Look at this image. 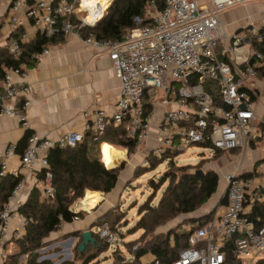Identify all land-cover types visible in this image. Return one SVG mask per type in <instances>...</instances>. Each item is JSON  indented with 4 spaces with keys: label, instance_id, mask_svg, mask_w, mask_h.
<instances>
[{
    "label": "built area",
    "instance_id": "obj_1",
    "mask_svg": "<svg viewBox=\"0 0 264 264\" xmlns=\"http://www.w3.org/2000/svg\"><path fill=\"white\" fill-rule=\"evenodd\" d=\"M249 1L163 0V7L158 8L151 0L146 10L148 21L127 31L121 39H100L93 33L83 36L86 46L107 52L120 81L113 113L107 115L96 109L85 123L86 130L93 133V139L98 140L110 124H125L127 136L135 138L138 146L148 136L152 107L159 91L158 101L165 108L148 153L151 156L181 153L192 145L218 150L245 148L260 134L255 123L253 93L245 84L256 77L257 61L262 59V54L253 48L252 40L261 41L263 36L256 27L250 28L249 37L227 34L220 14L229 7ZM1 3H6L11 28L29 21L36 32L52 37L58 33L67 36L74 29L77 32L80 28L95 26L105 14L110 0L106 7L100 3L90 6L84 0H0ZM137 22L141 19L137 18ZM27 37L23 32L20 40ZM6 47L14 58H18V40H9ZM43 52L48 50L45 48ZM21 68L22 65L8 68L1 79L0 115L23 121L22 112L31 104V88L29 84L13 79L14 74L24 75ZM147 104L151 105L149 111ZM84 116H88L87 111ZM83 136L82 132L72 131L54 141L31 134L20 155L21 164L32 179L31 187L40 189L44 197L53 196L48 150L56 145L75 146ZM14 153V144L4 150L6 157ZM141 166H150L147 158ZM43 170L44 176L39 177ZM8 174L14 173L0 155V178ZM225 181L223 212L202 230L194 231L196 236L192 245L181 250L172 264H255L264 258V224H256L245 210L247 189L253 180L238 172H229ZM27 185L22 176L0 212V264L7 260L6 242L13 235L19 237L20 230L25 228L26 219L18 209L26 200L21 195ZM262 192L259 199L264 201V186ZM13 217L19 218V226L11 228ZM116 235L107 222L99 226L97 236L103 241L110 243ZM229 239L231 243L226 248ZM136 248L137 245L132 247L133 250ZM226 251L230 252L229 260Z\"/></svg>",
    "mask_w": 264,
    "mask_h": 264
},
{
    "label": "trees",
    "instance_id": "obj_2",
    "mask_svg": "<svg viewBox=\"0 0 264 264\" xmlns=\"http://www.w3.org/2000/svg\"><path fill=\"white\" fill-rule=\"evenodd\" d=\"M151 0H111L106 8L105 14L93 27L80 28L79 32L87 36L95 34L100 39L110 41L121 39L130 29L145 24L146 10ZM158 8L164 5L163 0H154ZM137 18L141 22H137ZM77 25V23L75 24ZM22 31L13 33L12 38L20 43V54L18 58H14L6 48L0 47V83L1 79L8 68H16L19 65L30 68L36 61L42 50L51 43L59 42L63 39V35L58 33L52 37H46L44 34L37 32L35 36L28 41H21ZM260 34L263 36L261 41L252 40V46L255 50L262 54V59L258 60L257 75L262 76L264 73V26L259 28ZM254 60V57L251 61ZM251 93V92H250ZM252 99L255 95L251 94ZM215 101L219 99L214 96ZM147 110L151 109V105H146ZM262 130L264 122L261 123ZM32 134L26 131L24 135L17 141L15 152L22 154L28 144V138ZM107 143L114 147L125 148L128 154H131L136 148V139L127 136V128L125 124L119 126L108 125L98 140L93 139V133L87 131L84 133L83 139L76 143L75 146H54L48 150L47 161L49 170L52 173V186L55 193L53 196L44 197L38 188H32L23 205L18 212L26 219L25 233L16 241L19 251L12 254L11 261L7 260L4 264H20L18 262V254L29 253L25 264H52L48 260H38V254L35 249L40 247L43 240L51 233L57 231L63 223H71L75 217L82 218L84 211H72L71 205L85 195L86 190L101 191L103 193L111 192L117 183L118 175L123 165L119 167L108 168L102 161L100 145ZM213 156L217 155L221 150L213 149ZM179 152H166L161 157H155L148 154L146 156L150 163L149 167H137L134 177L144 173L146 170L155 168L164 158H170L168 168L163 172L161 177L155 182L150 179V186L155 190L167 182L162 190L157 202H152L154 194L149 195L147 199L139 205L137 212L139 215L135 226L131 231L141 230L140 236L125 243L129 247L131 260H127L124 256L120 264H140V257L146 253L154 256V263L172 264L178 258L181 250L191 246L190 238L194 231L201 230L211 220L213 211L202 215L198 218L189 219L194 224L189 231L178 230L174 227L166 232H159L158 228L164 226L174 218L194 212L206 203L216 191L218 185V175L215 171L208 169L199 174L198 166L181 165L177 166L173 162V158ZM106 162L109 157L104 156ZM199 163V162H198ZM194 169L192 171L191 169ZM41 171L39 177L44 176ZM21 175L8 174L0 178V212L3 210L8 201L14 187L19 183ZM225 202V199L223 200ZM126 213L119 207L109 209L103 215L99 216L100 226L107 222L109 228L121 235L119 229ZM248 217L256 224H264V201L258 199L254 202ZM95 238L94 244H88L83 251L78 249L76 245V255L82 260L83 264H88L96 257L107 250L108 243H100L97 233H93ZM81 241V235H80ZM102 242V241H101ZM231 240L226 241V248L229 247ZM137 244L135 250L132 247ZM96 247L95 252L85 254L88 247ZM225 248V250H226ZM228 250V249H227ZM119 254V250L113 251ZM227 259L230 258V252L226 251ZM62 264H70L64 262ZM197 264V263H192ZM255 264H264V258L257 260Z\"/></svg>",
    "mask_w": 264,
    "mask_h": 264
},
{
    "label": "crops",
    "instance_id": "obj_3",
    "mask_svg": "<svg viewBox=\"0 0 264 264\" xmlns=\"http://www.w3.org/2000/svg\"><path fill=\"white\" fill-rule=\"evenodd\" d=\"M220 20L227 34L239 33L249 37L251 27L259 29L264 26V0H250L246 4L229 7L221 12ZM22 30L28 35L23 41L31 40L37 33L29 21H24L20 27L11 28L7 21L6 3H1L0 47L7 49V42L14 39L11 35ZM83 36L79 30L63 36L61 41L51 43L45 47L48 52L44 53L42 50L32 67H23L24 75H13L16 82L29 84L31 104L22 112L23 121L20 118L0 115V155H3L6 159L11 173L26 178L28 185L22 190V199L28 197L32 189V179H30L26 169L21 164L20 154L15 152L9 157L4 155L7 146L16 145L26 131H31L39 139L54 141L68 132L85 133L87 132L85 123L92 118L96 109L103 110L107 115H111L114 111L120 81L115 76L107 52L86 46L82 41ZM245 87L255 95L253 108L256 115L255 123L260 134L250 140L245 148L221 150L214 157L211 156L212 163L205 170L211 169L217 173L219 189L216 188L218 191L214 198L212 197L206 212L199 214L197 209L194 212L180 215L158 228L159 232H166L174 227H177L178 230L189 231L194 225L189 219L201 217L210 211H213L211 220L220 215L225 206V202L222 201L226 190L225 175L229 172H238L253 180L252 186L247 189L246 211L250 212L257 199L261 201L259 196L263 194L262 186H264V129L262 130L261 126V123L264 122V73L262 76H258L256 73V77L248 80ZM159 97L160 95L156 97V103L152 107L148 136L136 146L131 154H128L125 148L114 147L105 142L101 143V157L106 167L113 168L123 165L120 172L123 174L126 171L129 179L134 178V170L142 164L141 161L145 160L154 144L156 126L165 108L158 101ZM85 111L88 112L87 117L84 116ZM103 150L105 153H103ZM105 155L109 157V162L105 161ZM120 172L116 186L111 192L105 194L101 191H85L84 199L89 193L95 198L93 207L82 209L77 204L71 206L72 211L78 212L81 210L85 212V215L71 223H63L60 226L62 233L80 231L81 234L84 230L93 232V228L98 226L96 224L97 217L103 215L109 209L120 208L121 192L125 185L131 182L127 183L129 180L127 179L125 184L124 182L120 183ZM186 221L188 224L184 227ZM17 224L19 226V218L13 217L11 228L16 227ZM135 232L133 231L131 234ZM72 238L76 239V237ZM123 239L124 237L120 236V240L124 244L127 243ZM72 242L73 239H70L65 243L66 253H68ZM125 258L131 260V256L129 258L125 256ZM139 261L140 264H157L154 263V256L151 253L144 254Z\"/></svg>",
    "mask_w": 264,
    "mask_h": 264
},
{
    "label": "rangeland",
    "instance_id": "obj_4",
    "mask_svg": "<svg viewBox=\"0 0 264 264\" xmlns=\"http://www.w3.org/2000/svg\"><path fill=\"white\" fill-rule=\"evenodd\" d=\"M159 94V91L156 93ZM155 94V95H156ZM103 153L105 151L103 150ZM214 151L213 149L202 146V145H192L185 151L179 153L176 155L172 160L175 165L181 166V165H191L198 166L200 169L205 170L209 167V164L212 163L211 156L213 155ZM214 160V159H213ZM144 161V160H143ZM141 161V163L143 162ZM171 161L170 158H164L162 162H160L155 168L146 170L144 173L138 175L137 177H134L133 179H129L126 171L122 174L120 172V183L124 182L125 180L129 179L127 183H130L125 185L124 189L121 192L120 195V208L123 212L126 213L125 218L122 220V223L120 224L121 227L119 229V232L121 235H116L112 242L108 243V248L106 251L100 253L96 259L92 260L88 264H112L115 256L118 254H114L113 251L116 249L119 250V253L123 256L125 255L127 258L130 257L129 253V247L127 244L125 245L121 240L120 236L124 237V241L128 242L129 240L137 238L141 230H135L136 232L134 234H131V229L135 226L136 221L139 218L137 209L140 204H142L149 195L154 194L153 203H156L159 196L162 193V190L165 188L167 182L163 183L160 188L155 190L150 186V179H153L155 182L158 181V179L161 177L163 172L168 168L169 162ZM199 162V163H198ZM219 163L218 161H216ZM141 168H146L141 165L137 166ZM136 167V168H137ZM136 170V169H135ZM134 170V172H135ZM194 171V169H191ZM133 172V175H134ZM128 176V177H127ZM126 177V178H125ZM131 177V176H130ZM123 185V184H121ZM120 185V186H121ZM219 189V185L217 186ZM218 189L214 192L212 197L216 195ZM212 197L209 199L208 202L204 203L198 210L197 213L203 214L208 210L209 204L212 201ZM84 198L76 200L71 206L78 205L81 200ZM81 211V210H80ZM20 214V213H19ZM21 215V214H20ZM96 222L100 223L99 218H96ZM188 222H184V227L187 225ZM18 225V224H17ZM166 225V224H165ZM182 226V227H183ZM176 228V227H175ZM62 228L59 227V229L53 233H51L47 238L43 240V243L35 249V253L38 254V260H48L52 264H62L64 262H69L70 264H83L82 260L79 259L76 255V245L80 242V231H76L74 233H62ZM99 231V227L95 226L93 228V232L97 233ZM128 231V232H127ZM25 233V228L20 230V236L17 237L13 235L10 238V241L6 242L5 251L8 252L7 261L10 262L11 259L9 256L12 254H15L19 251L16 245V241L21 238ZM125 235V236H124ZM195 233L192 234L190 238V243L192 242L193 237H195ZM198 236V235H197ZM76 237V239L72 238ZM70 239H73V242L71 243V247L69 248L68 253H66L65 243L68 242ZM102 241V242H101ZM100 243H103L101 239ZM96 247H88L86 249L85 254H90L95 252ZM29 253H21L18 254V262L20 264H25V261L28 257Z\"/></svg>",
    "mask_w": 264,
    "mask_h": 264
},
{
    "label": "water",
    "instance_id": "obj_5",
    "mask_svg": "<svg viewBox=\"0 0 264 264\" xmlns=\"http://www.w3.org/2000/svg\"><path fill=\"white\" fill-rule=\"evenodd\" d=\"M75 32V29L73 30ZM121 162V160H120ZM199 174H203V170H198ZM95 238L93 237V232L90 230H84L81 233V241L78 243V249L83 251L85 246L90 244H94ZM124 256L122 254H117L112 262V264H120L123 261Z\"/></svg>",
    "mask_w": 264,
    "mask_h": 264
},
{
    "label": "bare ground",
    "instance_id": "obj_6",
    "mask_svg": "<svg viewBox=\"0 0 264 264\" xmlns=\"http://www.w3.org/2000/svg\"><path fill=\"white\" fill-rule=\"evenodd\" d=\"M87 4L90 6L95 5L96 3H100L103 7L107 6L108 0H84ZM95 198L92 194H88L85 199L79 202L77 206H79L82 209H89L90 207H93ZM79 209V208H78Z\"/></svg>",
    "mask_w": 264,
    "mask_h": 264
}]
</instances>
